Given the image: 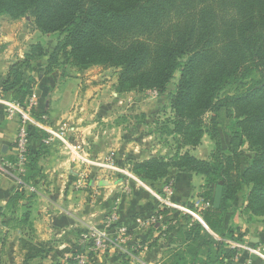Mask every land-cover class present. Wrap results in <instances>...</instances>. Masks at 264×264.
<instances>
[{
	"label": "trees",
	"instance_id": "16d2710c",
	"mask_svg": "<svg viewBox=\"0 0 264 264\" xmlns=\"http://www.w3.org/2000/svg\"><path fill=\"white\" fill-rule=\"evenodd\" d=\"M1 13L27 16L41 34L63 36L50 54L41 49L34 55L30 51L9 68L1 90L20 104L32 95L34 83L25 69L31 61L44 57L46 73L62 64L78 69L93 65L113 68L119 92L162 94L179 71L170 95L175 133L181 135L180 146L194 147L208 135L215 144L211 161L191 155L167 161L163 157L132 160L131 172L151 184L164 179L169 168L202 176L209 189L202 200L210 206L200 212L201 219L221 238L238 242L233 231L225 228L232 203L244 204V212L264 217V0H0ZM185 56L187 61L181 64ZM254 74L257 78L247 82ZM233 85H237L234 94L220 97ZM221 114L233 120L231 145L226 151L220 143ZM43 132L28 128V180L33 178L40 156L31 143L40 142ZM244 144L250 155L241 151ZM219 182L222 197L215 209L210 198ZM183 219L188 226L180 233L189 244L186 254L195 264L201 246L208 249L213 241L191 216ZM20 248L25 250L23 264L43 259L51 251L43 243L26 241ZM216 252L218 262L222 257L232 259L236 250L222 242ZM78 254L75 250L65 262L56 264H79ZM209 255L207 262L212 259ZM174 264H187L186 257L179 256Z\"/></svg>",
	"mask_w": 264,
	"mask_h": 264
},
{
	"label": "crops",
	"instance_id": "0c3cea01",
	"mask_svg": "<svg viewBox=\"0 0 264 264\" xmlns=\"http://www.w3.org/2000/svg\"><path fill=\"white\" fill-rule=\"evenodd\" d=\"M27 52L25 46L0 42V90L9 68L22 61ZM46 66L47 57H44L31 61L25 69L26 76L34 80L33 110L41 118L44 135L40 142L31 143L32 150L40 151V156L32 172L33 178L29 180L27 165L24 186L10 168L18 123L0 109V263L11 264L17 257L23 259L22 241L43 243L51 249L45 258L34 259L29 264L65 262L75 250L79 254L86 253L80 240L85 229L103 228L108 219L116 215L117 222L107 230L114 245L104 252H88L89 264L94 259L102 264H174L179 256L186 257L187 264H191V256L186 254L189 244L180 233L188 223L175 219L179 213L162 209L166 217L171 216L165 226L161 218L164 212L159 213L160 204L150 193L135 186L133 181L111 180V176L106 177L98 167L88 165L92 159L103 158L109 150L116 152L117 157L135 161L147 160L152 152L127 148L120 151L113 125L86 121L88 110L92 108L89 105L93 103H85L88 92L80 85L83 74L69 71L68 66V69L57 68L46 73ZM48 130H63L70 148L51 137ZM165 182H172L173 201L187 208L209 192L202 176L175 169L168 171L162 183L153 187ZM233 207L234 211L228 210L226 214L225 228L233 231L238 243L250 242L264 252V217L242 223L240 219L244 217L237 210L241 206ZM193 209L196 211L195 207ZM120 227L125 228L124 234L117 232ZM202 227L213 242L208 249L201 246L195 264H264L258 257L249 254L247 257L241 248L235 249L232 259L222 257L215 261L217 244L232 240L213 234L205 225ZM208 253L212 258L210 262L206 258Z\"/></svg>",
	"mask_w": 264,
	"mask_h": 264
},
{
	"label": "rangeland",
	"instance_id": "374dc122",
	"mask_svg": "<svg viewBox=\"0 0 264 264\" xmlns=\"http://www.w3.org/2000/svg\"><path fill=\"white\" fill-rule=\"evenodd\" d=\"M30 21L31 20L29 17L19 15L17 13L15 14L1 13L0 42L8 45L18 44L25 46L28 50L27 53L31 51L33 55L38 53L40 49L46 52L47 54H50L53 48L55 47L56 43L59 40H61L63 36H59L57 34L43 35L33 28ZM186 61H187L186 56L180 59L181 64L185 63ZM63 67L67 69L69 67L68 69L69 71L76 73L81 72V74H83V80L81 81L80 85L84 87L85 92H88V95L87 93L85 95L86 97L85 103L88 102L87 103L88 105L89 102H92L93 104L89 106L94 108V110H91L92 108L88 110L86 121L100 122L101 125H107V123L109 122L110 125H113L115 128L113 131H115V136L119 141L118 142L119 146L121 145L120 151L124 152L126 148H127L126 150L139 149L137 152L147 150L150 153L152 152V154H150V157L147 160L152 158L163 157L165 161H167L175 156L183 157L184 155H191L196 159H199L200 157V160L211 161L210 159L213 156L215 144L214 141L208 135L204 134L201 137L199 144H197L194 147L191 145L180 146L181 135L175 133L176 131L174 130V124H173L175 119H174V114L170 107V95H172L175 91V87L179 80V71L175 72L174 78L167 86L166 91L162 94H159L155 91H150V90L139 93L135 91H122V92L117 91V87H118L117 76H116V71L113 68H103L100 65H93L85 69H78L72 66L67 67V65L62 64L59 66L58 69H61ZM256 78L257 75L254 74L247 79V82H250L251 80ZM236 89H237V85L226 87L220 93V97L232 95L235 93ZM96 111L98 112L100 111V114ZM32 112L34 113L33 109ZM34 115L39 120H41V118L38 115H36L35 113ZM204 119L205 122H208L209 114L205 115ZM218 121L220 123L218 128L221 139L220 142L221 149L226 151L227 149H229L231 145V135L233 133V129L231 128V125L233 123V120L221 114ZM97 131H99V129ZM240 149L246 155H250L251 153V151L249 150L246 144L241 145ZM115 153L116 152L109 150L107 154L103 156V158L92 159L91 161L93 163L91 162V164L88 165H91L93 167H98L100 171H104V175L106 177L111 176V180L113 178L114 180L117 181L129 180L131 182L132 180L130 179V177L122 173L93 165L95 163L103 164V160L112 154L115 166H117L122 171L129 172L135 178H137L130 170L131 169L130 162L132 160H129L128 158H121L120 156L119 158L116 156ZM142 161H137V162H142ZM172 169L190 175L194 174V172L192 171L183 172L177 168H169L168 171ZM190 169L192 168L190 167ZM162 180L153 182L152 184L144 183L141 180L140 181L144 185H146V187L154 191L161 192V189L167 183L172 185V182H165L161 184L159 187H153V184L159 185L160 183H162ZM133 184L135 185V182ZM139 188L147 191L145 188L141 186H139ZM200 198L201 199H198V202L193 203L192 205L193 207H195V205L200 203L199 201L202 200V196ZM171 199L173 200L172 197ZM235 205L236 203H232V205L228 210L234 211L233 206ZM180 206L187 207V205H182V204H180ZM237 206L239 207L241 206L237 210H240L239 211L240 214L244 217V219L243 218L240 219L242 223L248 224V223L256 222L260 218H262L256 215L252 216L251 214L244 212V204ZM191 210L194 209L192 208ZM196 210L198 211V208H196ZM159 213H161V211H159ZM177 213L179 214L175 215L176 217L175 219L182 220L185 214L182 212H177ZM170 217L169 216L166 217V215L164 214L161 215V218L164 221L165 226H167L168 223L167 218ZM239 243L255 247L250 242H245V243L239 242ZM104 250H106V248L98 250L97 252H104ZM246 256L248 257V254ZM253 256L257 257L255 255ZM121 260L122 261L125 260L123 259V256L121 257ZM134 261L135 260H133V262ZM0 264H9V263L8 261H6ZM11 264H23L22 257H17L15 258V260L13 259V261H11ZM51 264H56V263L52 262ZM85 264H89V261H86ZM92 264H102V262H100V260L98 259H94L92 260ZM235 264H241V263H235Z\"/></svg>",
	"mask_w": 264,
	"mask_h": 264
},
{
	"label": "built area",
	"instance_id": "2783aa9c",
	"mask_svg": "<svg viewBox=\"0 0 264 264\" xmlns=\"http://www.w3.org/2000/svg\"><path fill=\"white\" fill-rule=\"evenodd\" d=\"M34 97L33 95L28 96L23 104H20L18 101L14 100L11 96H8V94H5L0 90V109H2L6 116L9 118H14L17 120L18 127L16 131V137H15V152H14V158L12 163H10V168L13 169V172L18 176V182L20 185L24 186L23 178L25 177L26 173V167H27V154L30 147V139L28 136V128L29 126H33L37 129L42 130L43 129V123L41 120H39L34 113L32 112V109L34 107ZM48 134L60 141L64 146L70 148V144L67 141L64 131H53L48 130ZM80 147L77 146L75 149H79ZM102 168H106L108 170H113L115 172L122 173L130 179L135 182V186L143 187L147 190L148 193L151 194V196L160 204L161 209H171L175 210L177 212H182L185 215H189L192 218L196 219L199 223L202 225H205L200 217L198 216V212L209 208V203L200 200L199 204L195 205V210L198 208V211L191 210L187 207H181L180 204L175 203L171 197L173 196V188L171 184H166L163 186V188L160 191H154L146 185H144L138 178H135L132 174H130L127 171L120 170L117 166H115L113 161V155H109V157H106L103 160V164H93ZM29 190L33 191V187H29ZM116 215H112L108 221L105 227L103 228H97V227H88L85 229L81 235L80 240L81 243L84 245V248L86 249V253L79 254V256L76 257V260L79 264H85L88 257L87 253L90 251H98L101 249H107L108 247H111L114 245L113 240L111 237L108 236L107 230L113 227L114 223L117 222ZM117 232L125 233V228H118ZM227 245L231 249H243L244 252H246L249 255H255L261 260L264 261V252L258 248L252 247L250 245H244L238 242H232L227 241Z\"/></svg>",
	"mask_w": 264,
	"mask_h": 264
},
{
	"label": "water",
	"instance_id": "95a60500",
	"mask_svg": "<svg viewBox=\"0 0 264 264\" xmlns=\"http://www.w3.org/2000/svg\"><path fill=\"white\" fill-rule=\"evenodd\" d=\"M221 197H222V182H219L211 195L210 201L212 202L213 208L218 209L220 206L221 202Z\"/></svg>",
	"mask_w": 264,
	"mask_h": 264
}]
</instances>
